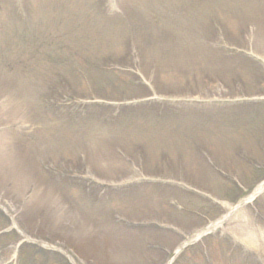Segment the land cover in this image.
<instances>
[{"label": "rangeland", "instance_id": "374dc122", "mask_svg": "<svg viewBox=\"0 0 264 264\" xmlns=\"http://www.w3.org/2000/svg\"><path fill=\"white\" fill-rule=\"evenodd\" d=\"M238 50L264 60V0H0V230L49 264H264V112L164 103L264 95Z\"/></svg>", "mask_w": 264, "mask_h": 264}, {"label": "bare ground", "instance_id": "6f19581e", "mask_svg": "<svg viewBox=\"0 0 264 264\" xmlns=\"http://www.w3.org/2000/svg\"><path fill=\"white\" fill-rule=\"evenodd\" d=\"M264 190V185H261L260 187H258L257 189H255V191L248 197V199L247 200H251V199H253L254 197H256L261 191H263ZM216 229V226H212V227H210V228H208V229H206L205 231H203V232H201L199 235H198V237H202L203 235H205V234H207V233H210V232H212L213 230H215ZM197 237V238H198Z\"/></svg>", "mask_w": 264, "mask_h": 264}]
</instances>
